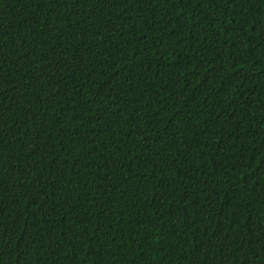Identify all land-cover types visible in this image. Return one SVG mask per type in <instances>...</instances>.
<instances>
[{
  "label": "trees",
  "instance_id": "obj_1",
  "mask_svg": "<svg viewBox=\"0 0 264 264\" xmlns=\"http://www.w3.org/2000/svg\"><path fill=\"white\" fill-rule=\"evenodd\" d=\"M0 264H264V0H0Z\"/></svg>",
  "mask_w": 264,
  "mask_h": 264
}]
</instances>
